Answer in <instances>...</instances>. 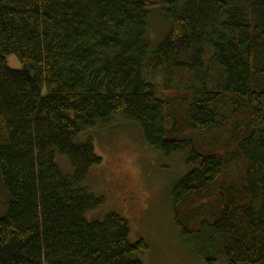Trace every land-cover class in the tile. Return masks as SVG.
I'll use <instances>...</instances> for the list:
<instances>
[{
    "label": "trees",
    "instance_id": "obj_1",
    "mask_svg": "<svg viewBox=\"0 0 264 264\" xmlns=\"http://www.w3.org/2000/svg\"><path fill=\"white\" fill-rule=\"evenodd\" d=\"M115 119L186 153L174 221L207 264H264V0H0V264H143L146 242L117 213L89 221L105 201L79 186L102 158L75 139Z\"/></svg>",
    "mask_w": 264,
    "mask_h": 264
},
{
    "label": "rangeland",
    "instance_id": "obj_2",
    "mask_svg": "<svg viewBox=\"0 0 264 264\" xmlns=\"http://www.w3.org/2000/svg\"><path fill=\"white\" fill-rule=\"evenodd\" d=\"M148 24L149 40L158 44L169 30L162 10L151 11ZM7 62L13 69L21 68L14 56L7 57ZM89 140L102 163L92 167L79 186L105 202L86 218L104 220L112 212L125 218L131 242L144 240L148 246L140 256L143 264H207L204 239L185 234L174 221L173 187L191 170L186 153L164 156L146 144L137 125L122 119L80 134L75 143ZM57 163L65 175H71L66 157L57 156ZM216 264L226 261L220 259Z\"/></svg>",
    "mask_w": 264,
    "mask_h": 264
}]
</instances>
